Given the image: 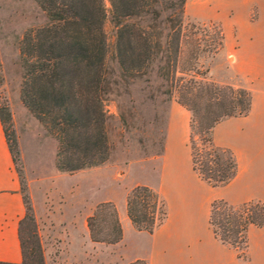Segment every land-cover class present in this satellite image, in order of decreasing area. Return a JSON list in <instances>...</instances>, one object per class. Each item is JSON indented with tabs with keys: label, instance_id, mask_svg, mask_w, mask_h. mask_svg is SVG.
<instances>
[{
	"label": "trees",
	"instance_id": "obj_1",
	"mask_svg": "<svg viewBox=\"0 0 264 264\" xmlns=\"http://www.w3.org/2000/svg\"><path fill=\"white\" fill-rule=\"evenodd\" d=\"M110 22L115 28L113 60L121 76L146 74L156 63L163 93L174 95L176 103L189 113L187 145L190 168L209 187L227 184L236 173V163L228 149L214 144L216 124L230 117L245 116L250 93L204 79L185 63L197 59V38L181 60L185 0H107ZM45 23L26 30L18 44L21 70L19 98L23 107L46 129L56 142L55 168L74 172L97 166L107 160L109 144L103 102L108 91L106 37L103 29V0H34ZM190 35L213 32L207 51L222 45L223 34L213 24L188 26ZM1 81V78H0ZM0 125L11 163L18 151L10 129V115L0 102ZM198 139V143L195 142ZM125 214L138 232L151 234L166 218L164 202L151 189L135 186L125 196ZM28 221L24 233L22 224ZM215 239L236 251V258L250 264L246 255V232L250 226H264V204L248 201L232 206L211 201L207 218ZM91 242L115 244L122 229L114 206L98 204L86 217ZM21 260L18 263L44 264L30 207L26 204L18 222ZM126 264H147L135 259Z\"/></svg>",
	"mask_w": 264,
	"mask_h": 264
},
{
	"label": "rangeland",
	"instance_id": "obj_2",
	"mask_svg": "<svg viewBox=\"0 0 264 264\" xmlns=\"http://www.w3.org/2000/svg\"><path fill=\"white\" fill-rule=\"evenodd\" d=\"M103 1L108 81L103 105L109 155L97 166L68 173L55 168V140L19 98L18 44L26 30L45 23L44 14L34 0H0V102L5 103L10 115V129L18 151L12 170L24 211L26 204L30 207L44 264H126L135 260V256L145 255L149 236L137 232L129 222L123 223L121 240L115 244L91 242L85 226L86 217L98 204L109 202L116 213H122L125 196L135 186H145L159 196L170 227L174 228L180 214L187 212L195 235L203 240L209 237L205 202L216 192L195 180L190 170L189 113L176 103L174 95L167 97L163 93L165 85L157 76L156 63L145 75L132 78L120 75L112 54L115 28L110 22L108 1ZM218 1L231 2L185 0L181 60L197 38V59L183 66L190 65L197 73L203 72L206 81L247 89L244 76L230 69L224 35L221 47L211 53L207 51V43L213 32L205 29L192 36L188 29L190 24H213L222 31L220 18L225 17L222 11L219 15ZM170 120L171 142L166 156ZM219 136L217 132L216 138ZM195 142L198 143L197 138ZM164 165L172 167L171 180L162 183ZM28 227V221L24 220L22 231L25 233ZM239 263L246 261L240 259Z\"/></svg>",
	"mask_w": 264,
	"mask_h": 264
},
{
	"label": "crops",
	"instance_id": "obj_3",
	"mask_svg": "<svg viewBox=\"0 0 264 264\" xmlns=\"http://www.w3.org/2000/svg\"><path fill=\"white\" fill-rule=\"evenodd\" d=\"M217 8L219 15L225 17V20L220 18V25L223 46L231 59L230 69L244 76L250 93L248 113L220 121L212 132L214 144L231 152L236 173L227 184L210 187L216 193L205 202L204 219L209 237L203 240L195 235L193 221L187 212L180 214L174 228L170 227L169 218H165L151 234L143 232L149 236V247L145 255L135 256V259H144L147 264H240L235 250L213 237L207 224L209 205L218 199L232 206L248 201L264 204V0H231L228 4L218 1ZM217 132L219 138H216ZM170 142L171 120L166 156ZM171 169L164 165L162 183L171 180ZM23 213L18 182L0 125V261L18 263L21 260L17 229ZM117 214L122 229L123 223L129 222L125 208ZM246 241L249 263L264 264V226H250Z\"/></svg>",
	"mask_w": 264,
	"mask_h": 264
}]
</instances>
